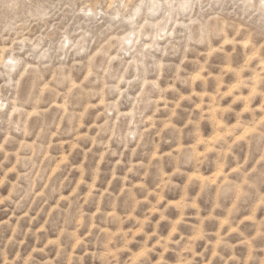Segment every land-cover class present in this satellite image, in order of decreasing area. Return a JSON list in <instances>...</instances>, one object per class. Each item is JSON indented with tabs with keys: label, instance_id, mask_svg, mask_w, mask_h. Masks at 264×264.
<instances>
[{
	"label": "rangeland",
	"instance_id": "rangeland-1",
	"mask_svg": "<svg viewBox=\"0 0 264 264\" xmlns=\"http://www.w3.org/2000/svg\"><path fill=\"white\" fill-rule=\"evenodd\" d=\"M0 264H264V0H0Z\"/></svg>",
	"mask_w": 264,
	"mask_h": 264
},
{
	"label": "bare ground",
	"instance_id": "bare-ground-1",
	"mask_svg": "<svg viewBox=\"0 0 264 264\" xmlns=\"http://www.w3.org/2000/svg\"><path fill=\"white\" fill-rule=\"evenodd\" d=\"M248 2H249V0H248ZM183 6H184V5H183ZM185 6H186V5H185ZM182 8H183V7H182ZM183 9H184V8H183ZM226 40H227V39H226ZM253 54H254V53H253ZM253 54H252V55H253ZM259 63H260V62H259ZM261 63H262V62H261ZM261 63H260V65H262ZM261 69H262V68H261Z\"/></svg>",
	"mask_w": 264,
	"mask_h": 264
}]
</instances>
